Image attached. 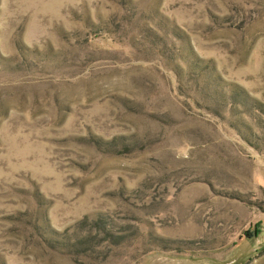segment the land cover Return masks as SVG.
Segmentation results:
<instances>
[{
    "label": "rangeland",
    "instance_id": "rangeland-1",
    "mask_svg": "<svg viewBox=\"0 0 264 264\" xmlns=\"http://www.w3.org/2000/svg\"><path fill=\"white\" fill-rule=\"evenodd\" d=\"M0 264H264V0H0Z\"/></svg>",
    "mask_w": 264,
    "mask_h": 264
}]
</instances>
